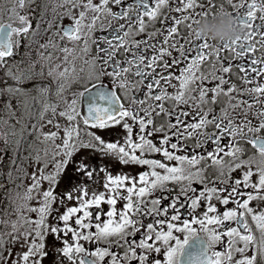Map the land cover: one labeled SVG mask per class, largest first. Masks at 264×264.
Returning a JSON list of instances; mask_svg holds the SVG:
<instances>
[{"label": "snow or ice", "instance_id": "obj_1", "mask_svg": "<svg viewBox=\"0 0 264 264\" xmlns=\"http://www.w3.org/2000/svg\"><path fill=\"white\" fill-rule=\"evenodd\" d=\"M219 13L244 35L195 31ZM4 15L0 166L22 190L0 264H264V0H8Z\"/></svg>", "mask_w": 264, "mask_h": 264}, {"label": "flooded vegetation", "instance_id": "obj_2", "mask_svg": "<svg viewBox=\"0 0 264 264\" xmlns=\"http://www.w3.org/2000/svg\"><path fill=\"white\" fill-rule=\"evenodd\" d=\"M37 3L40 4L41 3V0H37ZM5 9L7 10V7ZM26 11H27V9H26ZM39 11H40V9L38 8L37 9V12H39ZM50 14H51V12H50V5H49V11H48V14L46 15V18H50ZM4 16L7 17V12H5V15ZM6 21H7V19H6ZM68 22L69 21L67 19L64 20V23L65 24L68 23ZM155 27L156 28H160L161 27V23L158 21L156 23ZM138 38H142V37H138ZM37 39H41V38L40 37H37ZM44 39H46V37ZM41 42H43V39H41ZM21 53H23V48L21 49ZM30 86L31 85H26V87H30ZM169 91H172V89H169ZM52 130H54V129H52ZM45 131H49V129L46 128ZM105 138L107 139V138H109V136L106 135ZM225 143H226V141H225ZM9 155H10V153H9ZM157 158H159V157H157ZM0 168H2L3 173H4L3 176H0V180H4V182L6 184V187L3 190H0V219H2V220H8L9 222H11V221H15L17 219V217H16V214L14 212L15 205L13 203H11L10 201L14 200L15 193L17 191H21L22 190V189H17L16 188V185L17 184H20L21 181L18 180V179H16V176L18 174L14 170H13V179H12V181H8L7 180V176H6L7 171H8L7 157H5L4 164L2 166H0ZM143 170H145V169H143V168H125L124 169V171H126V172H132L133 174H136L137 172H140V171H143ZM29 171H31V169H29ZM119 171H120V168L117 166L114 169V172H119ZM239 176H240V172L239 171H236V172L233 173V178H237ZM255 179H256V177H253V180H255ZM28 183H29V181H27V180L24 181V185L25 186H27ZM45 187H47V185H45ZM197 187H199V186L197 185ZM58 191H59V189H58ZM156 195H160V194L157 193ZM213 202L215 203V201H213ZM35 203H36L35 201L32 202L33 205ZM167 203H168L167 200L163 201V204H167ZM217 206H218V208H220V211H223L224 210L219 205H217ZM103 207H104L105 211L108 210V206L107 205H104ZM228 207L231 208L232 205L229 204ZM117 208L118 209L122 208V203L118 202ZM203 210H204V205L202 203L201 206H200V209H198V214L201 213ZM60 211L63 212L64 209L61 208ZM28 215H30L31 218L35 219V215L36 214L31 213V214H28ZM196 227H198V226H196ZM10 230H11L10 227L7 228V229H5L3 227V225H0V232H8ZM5 239H8V237L5 236ZM136 239H139V236H137ZM198 244H199V241H197V240L194 239L192 242H190V245L189 246H186V253H185L186 257H187V255L189 253H195ZM85 246L86 247H90V245H87V244ZM218 248H219V246H218ZM158 258H161L162 259V257L159 256V254H158Z\"/></svg>", "mask_w": 264, "mask_h": 264}, {"label": "clouds", "instance_id": "obj_3", "mask_svg": "<svg viewBox=\"0 0 264 264\" xmlns=\"http://www.w3.org/2000/svg\"><path fill=\"white\" fill-rule=\"evenodd\" d=\"M195 31L211 40H234L245 33L244 27L237 24L235 17L227 13L200 20L195 25Z\"/></svg>", "mask_w": 264, "mask_h": 264}]
</instances>
